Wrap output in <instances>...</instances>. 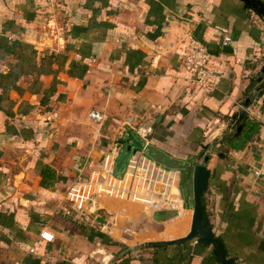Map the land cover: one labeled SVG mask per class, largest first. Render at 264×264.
<instances>
[{
	"label": "crops",
	"instance_id": "1",
	"mask_svg": "<svg viewBox=\"0 0 264 264\" xmlns=\"http://www.w3.org/2000/svg\"><path fill=\"white\" fill-rule=\"evenodd\" d=\"M254 15L240 0H0V264H88L92 255L109 264L134 246L106 245L115 224L95 235L65 190L100 165L115 139L123 145L137 136L141 123L153 128L147 147L185 173L213 149L203 195L213 231L229 257L264 264V76H256L264 25ZM188 35L211 55L206 92L181 63ZM247 98L244 123L234 125H242L233 133L239 145L231 148L228 120ZM91 110L103 120H92ZM224 142L227 151L217 152ZM117 204L108 197L99 203L109 211ZM126 205L118 209L125 215ZM142 208L152 237L113 264H219L211 246L196 240L148 244L185 236L192 204L183 200L159 220ZM43 227L54 241L29 253ZM83 238L95 243L86 253Z\"/></svg>",
	"mask_w": 264,
	"mask_h": 264
},
{
	"label": "built area",
	"instance_id": "2",
	"mask_svg": "<svg viewBox=\"0 0 264 264\" xmlns=\"http://www.w3.org/2000/svg\"><path fill=\"white\" fill-rule=\"evenodd\" d=\"M229 40L230 37L225 36L224 41ZM179 54L184 69L190 74L191 84L204 92L208 91L211 88V55L205 44L188 35L180 47ZM263 65L261 62L259 67ZM89 117L95 122H100L104 115L91 110ZM134 131L144 144L141 148L129 145L132 154L121 178H117L113 173L118 150L122 147L119 139H115L97 168L92 169L87 177H77L67 186L65 199L86 216H92L96 220L103 215L101 213H109L105 206L99 205L101 199L105 197L125 204H137L149 212L182 209L183 200L179 189L181 171L165 167L145 155L144 150L153 132L150 124L141 123ZM253 174L260 176L262 171L255 169ZM98 223L101 231L108 232L111 228L106 230L109 220L104 222L98 220ZM42 241L49 243L54 241V234L47 227L40 229L38 239L28 252L34 253Z\"/></svg>",
	"mask_w": 264,
	"mask_h": 264
},
{
	"label": "rangeland",
	"instance_id": "3",
	"mask_svg": "<svg viewBox=\"0 0 264 264\" xmlns=\"http://www.w3.org/2000/svg\"><path fill=\"white\" fill-rule=\"evenodd\" d=\"M255 15L253 17L259 23L264 25V22L257 15H256L257 17H255ZM263 31H264V27H263ZM260 62L264 63L263 57L261 59H258L257 64H259ZM261 68L260 70H257L256 76H258L259 78H263L264 76V74L261 73ZM254 97L255 96L251 97V99H253ZM228 123L231 125V127H230V131L227 130V132H225L224 135L226 137L224 141H226V139L231 134H233L236 129L234 127L235 125L234 119L228 120ZM119 142L121 143V141ZM131 144L135 145L137 148H141L143 147L144 142L141 141L139 137L135 136V134H130V136L124 139V144L122 145V147L119 148L116 159H115V163H114L113 173H114V176H116L117 178H121L126 169V165L128 163L129 157L132 154V150L128 149L127 146ZM209 149H212V148H208V151H206L204 155L209 154ZM216 149H217V152L218 151L226 152L227 144H225L224 142L223 145H220ZM212 152L213 154L216 155L214 151H211V153ZM144 153L147 157L154 159L158 163L166 167L178 168L182 172L181 180L179 182L180 195L186 203L189 202L190 204H192V207H193L192 172L189 171L185 173L183 164L169 160L166 156L160 154V152H157L152 147H146L144 150ZM203 156H201L202 157L201 159H203ZM125 205L126 204L124 202L119 201V204L115 206L116 208L115 210L110 209L111 211L109 213H104V212L101 213L103 215L96 220H94L92 216H89L88 218H85L83 220V222L86 223V224L84 223L83 224L91 225L95 235L103 236L105 235L104 234L105 231L100 230L98 220L100 222L101 221L104 222V220H109L108 229H106L107 231L109 230V227H112L113 223H115L114 227H112L113 236L109 237V239L106 241V245H110L116 248H119V247L123 248L124 246L131 245V244L138 245L137 243L141 242V240L151 238L153 234L150 235V233L151 231H154L153 228H150L152 221L151 219H149V217H147V214L142 213L141 210L143 208L137 204H127L130 206L129 212H127L128 213L127 214L128 216H127L125 215L126 213L124 214L123 212L118 210L119 207L125 206ZM173 215H174V211L159 210L154 213V218L155 220H159V219L172 217ZM186 221H187V217H186ZM127 228L130 229V231H128ZM122 238L126 239V241H122L123 240ZM90 244L92 245V247L95 246L94 242ZM90 244L86 241L85 238H83L81 248L83 249L82 251H84V253H86V251L84 250L85 247L89 248L91 246ZM92 256L93 257H90L89 259L86 258L88 264H93L95 262H97V264L98 262H102L104 264L105 260L101 258L102 256L99 257V259H98V255L97 257L96 255H92Z\"/></svg>",
	"mask_w": 264,
	"mask_h": 264
},
{
	"label": "water",
	"instance_id": "4",
	"mask_svg": "<svg viewBox=\"0 0 264 264\" xmlns=\"http://www.w3.org/2000/svg\"><path fill=\"white\" fill-rule=\"evenodd\" d=\"M243 2V7L253 11L264 22V1L263 0H240ZM261 73L264 74V65L261 68ZM250 100L247 98L241 106L238 113L232 117L236 122L239 121L245 113V108L249 105ZM242 125H238L236 133L239 134ZM206 148L208 146H205ZM130 149V147H127ZM209 160V155L203 156L201 162L194 165L192 174L193 186V210L190 223V229L185 236L171 240H156L148 242L151 246L180 244L190 240H196L197 243L204 246H211L212 253L219 264H240L235 258L229 257L224 242L213 231L212 225L206 214L205 206L203 204V194L208 189L210 170L206 167ZM140 245L127 246L118 252L109 262H113L126 253H136Z\"/></svg>",
	"mask_w": 264,
	"mask_h": 264
},
{
	"label": "trees",
	"instance_id": "5",
	"mask_svg": "<svg viewBox=\"0 0 264 264\" xmlns=\"http://www.w3.org/2000/svg\"><path fill=\"white\" fill-rule=\"evenodd\" d=\"M254 82H255L254 80L250 82V84H249V90L248 91H250L252 89ZM247 95H249V93ZM244 118H245V116H243V118L239 121L240 124L244 123ZM236 138H238V135H236V134H231L227 138L228 144H229V146L231 148H236L239 145V144H236V142H235ZM46 170L47 171L48 170L51 171V169H49V168H46ZM41 173H43V172H41ZM43 178H44V173L42 175L41 185L45 186L46 184L44 183V179ZM203 204H204V200H203Z\"/></svg>",
	"mask_w": 264,
	"mask_h": 264
}]
</instances>
